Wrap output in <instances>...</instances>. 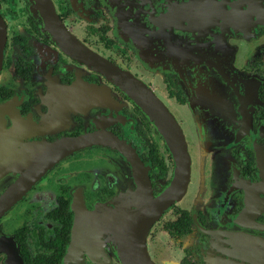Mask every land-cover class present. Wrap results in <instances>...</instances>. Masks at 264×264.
<instances>
[{
	"label": "flooded vegetation",
	"instance_id": "af4514ba",
	"mask_svg": "<svg viewBox=\"0 0 264 264\" xmlns=\"http://www.w3.org/2000/svg\"><path fill=\"white\" fill-rule=\"evenodd\" d=\"M0 264H264V0H0Z\"/></svg>",
	"mask_w": 264,
	"mask_h": 264
}]
</instances>
